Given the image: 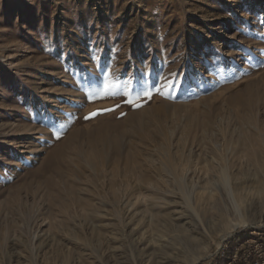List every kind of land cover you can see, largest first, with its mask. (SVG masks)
I'll use <instances>...</instances> for the list:
<instances>
[{"label":"rangeland","instance_id":"1","mask_svg":"<svg viewBox=\"0 0 264 264\" xmlns=\"http://www.w3.org/2000/svg\"><path fill=\"white\" fill-rule=\"evenodd\" d=\"M227 185L249 222L224 233ZM249 239L264 0H0V264H223Z\"/></svg>","mask_w":264,"mask_h":264},{"label":"bare ground","instance_id":"2","mask_svg":"<svg viewBox=\"0 0 264 264\" xmlns=\"http://www.w3.org/2000/svg\"><path fill=\"white\" fill-rule=\"evenodd\" d=\"M225 189H226L225 194L221 197V199L216 198L215 200H213L214 202L211 205V206L216 208L215 217L217 216V214L219 216L223 217V221H222L221 226L223 227L222 230L224 231V233L232 231L240 223L249 222V216L245 217V216H242L240 214V202H239V199H238L236 193H234V191L232 190V188L229 185H227V187ZM240 199L242 201L243 198L240 197ZM231 208H233V210H235L238 214L236 216V218L234 219L235 221L233 219L230 221L227 218H225V216H223L226 213V211L228 212ZM194 215H195L194 216L195 219L193 217V220L195 221V223L198 224L197 227L201 228L200 225L202 223L199 221L197 215L196 214H194ZM215 217H213V218H215ZM157 218L158 217L154 216L151 219V223H150V225H152L153 228H155V229H156V227L159 228L160 224H161L160 218L159 219H157ZM161 235H162V233H157L156 235H154V238L158 240ZM187 247H188V245L186 244V245H183L182 248L175 247V250H173L172 252H166L164 250V253L162 254L161 258L159 260H157L156 262L158 264H176V261L179 259L180 256H184V255L188 254ZM159 248L163 249L164 246H159ZM197 259H198L197 254H194L190 257L187 264L195 263V261Z\"/></svg>","mask_w":264,"mask_h":264},{"label":"built area","instance_id":"3","mask_svg":"<svg viewBox=\"0 0 264 264\" xmlns=\"http://www.w3.org/2000/svg\"><path fill=\"white\" fill-rule=\"evenodd\" d=\"M246 242L247 243L244 242L243 245L238 247L235 251H231L227 255L223 254V256L227 257L229 260L223 264H264V253L259 252L257 254L255 252V244L252 243L250 239ZM248 247H251V250L248 249Z\"/></svg>","mask_w":264,"mask_h":264},{"label":"snow or ice","instance_id":"4","mask_svg":"<svg viewBox=\"0 0 264 264\" xmlns=\"http://www.w3.org/2000/svg\"><path fill=\"white\" fill-rule=\"evenodd\" d=\"M90 118V117H89Z\"/></svg>","mask_w":264,"mask_h":264}]
</instances>
